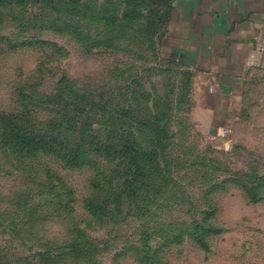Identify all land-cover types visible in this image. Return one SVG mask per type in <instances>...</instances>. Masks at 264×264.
<instances>
[{
    "label": "rangeland",
    "instance_id": "1",
    "mask_svg": "<svg viewBox=\"0 0 264 264\" xmlns=\"http://www.w3.org/2000/svg\"><path fill=\"white\" fill-rule=\"evenodd\" d=\"M38 11L45 17L50 8H0V119L2 115L21 118L26 112L23 123L27 129L43 131L61 116L60 107L46 100L56 95L63 83L79 93L112 92L122 86L126 91H152L155 97L166 96V85L173 79L178 84L185 82L181 70L165 60L171 57L164 49L166 33L157 57L148 51L142 56L141 46L136 48L133 41L119 34L121 24L114 30L110 27L105 35L102 22L88 20L90 39L85 41L86 36L59 30L58 24L40 16L33 19ZM77 19L73 17V21ZM98 40L102 46L96 44ZM171 67L176 75L158 71ZM133 77L138 80L133 82ZM191 100L184 110H174V136L165 151L167 158L179 157L170 172L176 186L164 179L162 172L152 170L154 181L161 185L158 189L170 193L150 194L151 202L147 199L142 212L129 199L122 198V205L117 201L108 183L114 160L107 153L91 152L93 163L84 167L66 165L55 152L22 157L14 145L2 143L0 122V262L142 264L130 248L142 250L149 243L162 249L150 254L151 258L163 257L169 264H264V75L247 80L237 116L218 135L201 132L192 95ZM103 172L106 215L102 223L89 202L92 198L102 200L92 181ZM225 180L233 182L208 196L216 212L207 222L213 208L205 202V193L211 183ZM239 182L254 186V201ZM5 210L14 221L6 231L1 223ZM188 222L193 237L165 245V232L173 229L170 234L176 236ZM209 222L222 230L203 247L198 239L201 242V227ZM146 233L148 236H143ZM86 240L98 246L93 262L72 253L69 246L74 241L80 247Z\"/></svg>",
    "mask_w": 264,
    "mask_h": 264
},
{
    "label": "trees",
    "instance_id": "2",
    "mask_svg": "<svg viewBox=\"0 0 264 264\" xmlns=\"http://www.w3.org/2000/svg\"><path fill=\"white\" fill-rule=\"evenodd\" d=\"M6 6L50 8L45 17L38 11L33 19H38L40 16L53 25L58 24L56 26L59 30H73L80 37L86 36L85 41L90 39L86 30L88 20L102 22L105 26L104 30L106 29L105 35L108 34L110 27L114 30L115 27L118 28V24H121L119 34L129 38L130 42L133 41L136 48L141 46L142 56L145 51H148L157 57L156 52L159 51L161 40L171 20L173 0H103L101 2L99 0H0V8ZM74 16H78L75 21H73ZM26 18L32 20L29 16ZM99 35L102 36V33ZM96 44L103 45L101 40H98ZM165 60L168 65L174 64L176 70H181V75L185 78L183 84H178V80L175 81V79L171 81V85L167 84L166 96L158 94L152 97V91H136L134 88L126 91L122 86H118L112 92L106 90L79 93L73 87L63 83L60 91L46 100L60 107L61 116L58 120L51 122L43 131H36L28 130L27 125L23 123L26 112L21 113V118L18 115L16 117L2 115L0 119L3 123L1 125L2 143L14 145L24 154L21 155L22 157L35 155L39 151L55 152L70 167L91 165L93 163L89 158L91 152L104 155L107 153L108 157L114 160V168L111 170L108 183L112 185L117 201H120L119 204L122 205V198L129 199L130 204H136L139 212L144 211L147 207V199L148 204L151 202L150 194L162 196L170 193V191H164V188V190L158 189L161 185L154 181L152 170H159L164 174V179H169V183L173 184L174 188L176 186L170 172L171 167L179 163V157L175 158L171 155L167 158L165 151L170 147L172 143L170 140L174 136L172 126L174 110H184L192 101L193 72L174 56ZM152 65L149 64V67ZM158 71H168L169 75L177 74V72L173 73L175 71L172 67L159 68ZM137 80L138 77H133V82ZM140 94L145 99H141ZM119 96H123V100ZM96 124H99L98 127ZM110 125H113L111 129H109ZM201 178L203 179L202 172ZM105 181L106 172L97 173L92 183L102 200L98 202L92 198L89 202L93 214L100 217L102 223L106 215V200L102 194ZM228 182L233 181L225 180L209 185L204 199L213 211L205 218L207 222V218L216 212L208 196L222 189ZM239 183L247 195L249 190L251 200L254 201L253 194H256L254 186ZM116 211L120 212L121 207L116 208ZM13 222V217L10 216L8 219L7 210H5V217L1 216L5 231L12 228ZM190 226L189 222L186 223L179 229V234L176 236L170 234L173 229L167 230L165 245L190 240L193 237L189 231ZM201 229L204 234L201 242L198 239V243H201L203 247H208V239L222 230L210 222L208 226L203 225ZM79 233L84 234L82 231ZM143 236L147 237L148 233ZM69 246L73 247L72 253L92 262L95 261L97 244L86 240L80 247L79 243L74 241ZM130 249L137 254L142 264H169L163 257L158 256L152 259L150 256V254L162 252L161 247L152 248L148 243L141 248L142 250L135 247ZM139 251L143 252L144 256Z\"/></svg>",
    "mask_w": 264,
    "mask_h": 264
},
{
    "label": "crops",
    "instance_id": "3",
    "mask_svg": "<svg viewBox=\"0 0 264 264\" xmlns=\"http://www.w3.org/2000/svg\"><path fill=\"white\" fill-rule=\"evenodd\" d=\"M164 49L193 72L199 129L218 135L247 80L264 75V0H173Z\"/></svg>",
    "mask_w": 264,
    "mask_h": 264
}]
</instances>
